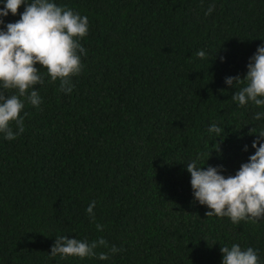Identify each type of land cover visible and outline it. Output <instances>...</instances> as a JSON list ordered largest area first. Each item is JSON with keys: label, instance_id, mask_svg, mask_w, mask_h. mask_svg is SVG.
Instances as JSON below:
<instances>
[{"label": "trees", "instance_id": "1", "mask_svg": "<svg viewBox=\"0 0 264 264\" xmlns=\"http://www.w3.org/2000/svg\"><path fill=\"white\" fill-rule=\"evenodd\" d=\"M52 2L88 17L87 54L71 93L36 65L40 106L25 101L15 140L0 134V264H222L233 244L264 264V218L207 217L186 170L196 161L227 178L255 154L249 132L264 129L253 119L264 109L239 106L225 80L244 78L264 46V0ZM2 19L6 31L20 15ZM58 236L103 237L121 251L53 257Z\"/></svg>", "mask_w": 264, "mask_h": 264}, {"label": "clouds", "instance_id": "2", "mask_svg": "<svg viewBox=\"0 0 264 264\" xmlns=\"http://www.w3.org/2000/svg\"><path fill=\"white\" fill-rule=\"evenodd\" d=\"M21 6H25L22 13ZM214 7L210 5L205 15H211ZM9 13L19 14L20 19L8 23L6 31L0 28V134L13 141L25 130L21 116L25 101L37 108L42 102L34 88L43 85L45 80L36 65L46 70L52 83L59 80L60 91L71 93L73 90L71 78L82 70L80 54H87L80 40L88 34L89 20L67 7L57 6L52 0H4L0 25H4L2 18ZM205 55L203 50L196 53L201 59ZM247 67L244 78L228 77L225 83L236 89L232 100L239 106L252 103L264 109V46L257 49ZM13 90L15 94H7ZM253 119H264V111L256 112ZM208 131L218 137L223 132L215 123ZM249 135L257 137L252 144L255 154L235 175L226 178L221 174L222 168L207 166L205 169V166L198 167L196 161L186 164L195 200L210 209L207 217H228L233 224L249 220L255 223L264 218V129L257 134V129L252 127ZM95 207L96 202L92 201L86 209L92 221H95ZM96 228L103 231V225L96 224ZM98 248H108L109 252L97 253ZM119 251L114 245L109 248L103 237L89 241L58 236L50 255L81 259L98 256L100 260H107L109 253ZM221 252L222 264H258L257 252L251 247L242 250L233 244L230 248L221 247Z\"/></svg>", "mask_w": 264, "mask_h": 264}]
</instances>
